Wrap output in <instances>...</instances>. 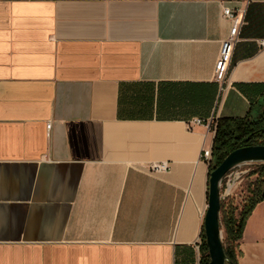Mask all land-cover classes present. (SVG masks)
<instances>
[{
  "label": "crops",
  "instance_id": "0c3cea01",
  "mask_svg": "<svg viewBox=\"0 0 264 264\" xmlns=\"http://www.w3.org/2000/svg\"><path fill=\"white\" fill-rule=\"evenodd\" d=\"M263 94L264 0H0V264H200L214 135L191 122ZM238 246L264 264V202Z\"/></svg>",
  "mask_w": 264,
  "mask_h": 264
},
{
  "label": "trees",
  "instance_id": "16d2710c",
  "mask_svg": "<svg viewBox=\"0 0 264 264\" xmlns=\"http://www.w3.org/2000/svg\"><path fill=\"white\" fill-rule=\"evenodd\" d=\"M250 146H264V94L260 101L251 106L248 115L242 119L222 118L217 120L212 153L213 159L209 164V175L235 150ZM258 177L249 186V196L241 209L233 205L226 207L222 202V227L226 246L225 254L232 264H238L240 257L238 243L243 238L248 218L255 207L264 202V164H254ZM200 264H209L204 229L201 236Z\"/></svg>",
  "mask_w": 264,
  "mask_h": 264
},
{
  "label": "water",
  "instance_id": "95a60500",
  "mask_svg": "<svg viewBox=\"0 0 264 264\" xmlns=\"http://www.w3.org/2000/svg\"><path fill=\"white\" fill-rule=\"evenodd\" d=\"M264 164V146H250L235 150L213 170L208 182V207L204 217V235L209 264H232L225 254L222 241L220 214L222 207L221 186L231 171L244 165Z\"/></svg>",
  "mask_w": 264,
  "mask_h": 264
},
{
  "label": "built area",
  "instance_id": "2783aa9c",
  "mask_svg": "<svg viewBox=\"0 0 264 264\" xmlns=\"http://www.w3.org/2000/svg\"><path fill=\"white\" fill-rule=\"evenodd\" d=\"M224 17L231 21V31L229 38L224 42L222 51L220 54V57L216 63L215 66V81L219 84H223L226 80V76L228 73L229 65L231 62V57L235 48L236 43L239 40L240 30L243 25V17L239 15L236 11L231 10L230 8L224 9ZM193 125H204L208 129L210 133H212L215 136L216 128H217V120L215 118H212L210 120H202V119H194L191 122ZM51 125H48V130L50 131ZM201 159L206 162L208 165L211 163L213 159V153L212 148H205L201 152ZM169 169V165L167 163H161V164H153L150 166L151 172H164ZM233 171L230 172L229 175L224 179L223 182L226 181V190L225 193H221L222 196V202L229 197V194L231 195V192L233 190V184H232V177H233ZM202 244V240L197 244L196 248L197 251H200V247Z\"/></svg>",
  "mask_w": 264,
  "mask_h": 264
},
{
  "label": "rangeland",
  "instance_id": "374dc122",
  "mask_svg": "<svg viewBox=\"0 0 264 264\" xmlns=\"http://www.w3.org/2000/svg\"><path fill=\"white\" fill-rule=\"evenodd\" d=\"M257 171V167L253 165H244L239 168H236L233 172V177L231 178L232 184H233V190L231 192V195L229 194V197H227L224 200L225 206H235L239 209L242 208V206L245 204L247 197L249 196V186L253 185L256 181L258 175H251L254 172ZM226 181L222 183L221 186V193H225L226 190ZM222 219L223 215L220 214V222H221V229L223 233L222 241L223 245L226 246L225 236H224V230L222 227Z\"/></svg>",
  "mask_w": 264,
  "mask_h": 264
}]
</instances>
